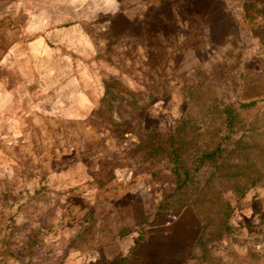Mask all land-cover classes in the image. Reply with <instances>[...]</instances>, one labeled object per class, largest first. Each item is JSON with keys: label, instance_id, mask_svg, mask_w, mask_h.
Instances as JSON below:
<instances>
[{"label": "rangeland", "instance_id": "rangeland-1", "mask_svg": "<svg viewBox=\"0 0 264 264\" xmlns=\"http://www.w3.org/2000/svg\"><path fill=\"white\" fill-rule=\"evenodd\" d=\"M35 1L0 0V91L17 97L0 114V264H264V0H118L74 60L79 105L60 115L24 114L25 49L2 58ZM114 80L134 100H106ZM178 124L188 153L221 142L255 179L215 187L232 232L204 234L168 161L147 153Z\"/></svg>", "mask_w": 264, "mask_h": 264}, {"label": "crops", "instance_id": "crops-1", "mask_svg": "<svg viewBox=\"0 0 264 264\" xmlns=\"http://www.w3.org/2000/svg\"><path fill=\"white\" fill-rule=\"evenodd\" d=\"M121 6L118 0H36L29 10L23 29L24 42L10 44L3 60L10 64L20 61L13 53L16 45L24 50L32 69L31 78L23 74L22 100L24 114L60 115L72 113L79 105L82 91L75 74V59L91 56L94 40L90 28L106 17H115ZM12 45L14 47H12ZM17 56H20L19 54ZM20 88V87H19ZM20 97V95H19ZM15 93L0 91V114Z\"/></svg>", "mask_w": 264, "mask_h": 264}, {"label": "trees", "instance_id": "trees-1", "mask_svg": "<svg viewBox=\"0 0 264 264\" xmlns=\"http://www.w3.org/2000/svg\"><path fill=\"white\" fill-rule=\"evenodd\" d=\"M113 85L112 87L111 82L110 84L106 83V100L109 102L118 99L134 100L132 93L117 80L113 81ZM181 130V126L178 124V126L170 129L169 133L153 132L150 134L146 142L149 147L147 153L149 156H162L168 161L169 170L173 176L172 182L175 184L172 196L186 197L187 202H191L200 208L197 213H199L198 216L202 221L204 234L208 235L213 231L218 236H223L232 232L230 226L232 207H230L229 201L223 197L222 193L217 194L221 190H216L215 187L231 177L243 179V188L249 183L253 184L255 179H250L249 175L243 170L242 161L233 163L235 157L228 155L226 145L221 142L203 148L192 145V151L188 153L182 145ZM177 139H180V141ZM231 166H235L237 172L233 173L234 170L230 172ZM235 194L245 195L242 190H236ZM218 199L221 204L225 203V206L222 205L220 211L210 209V203L217 202ZM214 224V230L209 231L208 228Z\"/></svg>", "mask_w": 264, "mask_h": 264}, {"label": "clouds", "instance_id": "clouds-1", "mask_svg": "<svg viewBox=\"0 0 264 264\" xmlns=\"http://www.w3.org/2000/svg\"><path fill=\"white\" fill-rule=\"evenodd\" d=\"M111 2H112L113 4H115V0H111Z\"/></svg>", "mask_w": 264, "mask_h": 264}, {"label": "built area", "instance_id": "built-area-1", "mask_svg": "<svg viewBox=\"0 0 264 264\" xmlns=\"http://www.w3.org/2000/svg\"><path fill=\"white\" fill-rule=\"evenodd\" d=\"M257 248H259V247H257Z\"/></svg>", "mask_w": 264, "mask_h": 264}]
</instances>
